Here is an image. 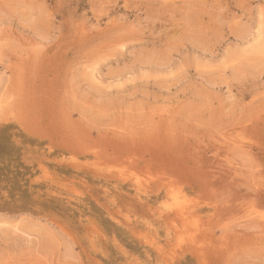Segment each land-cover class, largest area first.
I'll return each mask as SVG.
<instances>
[{
    "label": "rangeland",
    "instance_id": "374dc122",
    "mask_svg": "<svg viewBox=\"0 0 264 264\" xmlns=\"http://www.w3.org/2000/svg\"><path fill=\"white\" fill-rule=\"evenodd\" d=\"M0 264H264V0H0Z\"/></svg>",
    "mask_w": 264,
    "mask_h": 264
}]
</instances>
